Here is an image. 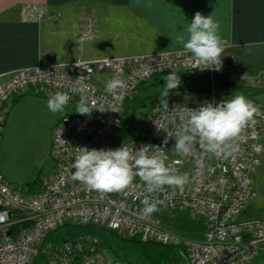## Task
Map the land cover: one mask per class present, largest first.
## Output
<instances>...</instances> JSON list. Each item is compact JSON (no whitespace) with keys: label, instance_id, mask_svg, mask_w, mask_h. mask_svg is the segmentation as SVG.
I'll use <instances>...</instances> for the list:
<instances>
[{"label":"built area","instance_id":"obj_1","mask_svg":"<svg viewBox=\"0 0 264 264\" xmlns=\"http://www.w3.org/2000/svg\"><path fill=\"white\" fill-rule=\"evenodd\" d=\"M33 9L43 8L27 5L22 9L23 18L39 20L43 16L44 9L42 15ZM195 67L190 53L171 50L76 59L7 73L0 83V135L12 99L30 89L49 97L57 91L67 92L72 97L68 104L72 110L62 114L51 128L55 167L36 190L23 191L0 173V264H33L40 253L46 255V264H129L104 250L90 235H78L50 250L43 247L46 236L65 224L92 225L122 238L171 246L179 257L174 264H251L264 254V218H242L255 196L250 173L262 151L264 104L251 100L258 111L236 138L239 150L227 159L211 156L199 144L190 154L176 155L172 150L175 138L168 135L174 134L179 122L164 111L163 100L152 107L136 135L125 132L131 138L123 139L124 103L157 75L203 71L208 80L204 99H168L169 113L177 104L196 108L205 101L230 98L215 89L217 71ZM105 72L107 75L99 80L98 74ZM79 76L89 85V101L103 103L105 112L94 111L90 116L76 113L79 95L75 81ZM114 77L126 82L122 96L105 91L106 83ZM230 77L244 78L232 73ZM124 144L130 149L159 146L168 156L167 164L189 174V183L183 188L166 187L155 195L159 210L149 218L140 214L147 193L139 177L125 192L106 194L73 178L78 148L107 150ZM172 211L199 219L201 238H190L165 226L163 213Z\"/></svg>","mask_w":264,"mask_h":264},{"label":"crops","instance_id":"obj_2","mask_svg":"<svg viewBox=\"0 0 264 264\" xmlns=\"http://www.w3.org/2000/svg\"><path fill=\"white\" fill-rule=\"evenodd\" d=\"M27 5L43 8V16L39 20L23 18L22 9ZM197 11L205 17L213 14L219 22L220 35L230 43L225 50L264 46V0H0V83L8 72L22 67L183 50L176 38L183 34L184 25L191 22ZM257 54L253 52L252 57ZM261 68L264 70V62ZM106 75L99 73V80ZM205 80L208 88L206 77ZM182 91L184 98L206 97V92ZM49 98L36 89L14 97L0 138L7 126L21 122L30 130L44 127L51 136L56 120L72 107L67 105L63 113H52L47 108ZM135 100L136 97L132 99ZM263 143L264 135L261 153ZM258 164L250 173L253 187ZM243 216L264 218L256 191ZM260 259L264 256L252 264Z\"/></svg>","mask_w":264,"mask_h":264},{"label":"clouds","instance_id":"obj_3","mask_svg":"<svg viewBox=\"0 0 264 264\" xmlns=\"http://www.w3.org/2000/svg\"><path fill=\"white\" fill-rule=\"evenodd\" d=\"M32 11L43 14V9ZM182 33L175 42L182 46L185 53L191 54L196 64L194 69H222L223 53L230 43L220 35V25L213 14L205 17L197 11L191 22H186ZM75 83V91L79 95L76 113L90 116L94 111L105 112L103 103L89 101V85L84 76L76 78ZM248 85L255 86V80L250 78ZM180 86V75L170 72L164 77L161 92L164 111L179 122L174 134L168 135L175 138L174 153L178 156L190 154L197 144L217 159H227L237 152L239 146L236 138L253 121L258 111L254 102L243 94H235L219 102L205 101L196 108L177 104L169 113V93ZM126 87L123 79L114 77L106 83L105 91L113 96H122ZM71 99L67 92L57 91L47 100V108L52 113H63ZM78 149L73 178L89 189L102 194L123 193L136 177L144 182L147 195L140 211L143 218H149L159 210V201L154 198L157 193L163 192L166 187L183 188L189 183V174L180 173L167 164L168 156L159 146L144 145L139 149H130L124 144L107 150Z\"/></svg>","mask_w":264,"mask_h":264},{"label":"rangeland","instance_id":"obj_4","mask_svg":"<svg viewBox=\"0 0 264 264\" xmlns=\"http://www.w3.org/2000/svg\"><path fill=\"white\" fill-rule=\"evenodd\" d=\"M256 51L259 54L256 57H252V53ZM263 52V45L224 51L222 69L217 71L216 74L233 84L251 89L248 91L250 94H247L245 91L227 88L225 92L226 96L231 97L235 94H243L246 98H252L257 103L264 104V70L261 68L264 62ZM257 57L258 59H256ZM231 73L239 74L244 78H231ZM189 74L187 76V83L190 87L197 89L207 88L206 75L203 71ZM250 78L255 80V86L248 85ZM144 84L135 93L136 96L134 95V97H136V100L132 101L134 97L129 99L127 105L122 110V123L125 132L132 135L137 134L152 107L164 99L162 95H158L157 85L148 87L146 86L147 83ZM182 90L178 89L173 93L170 92L167 99H184ZM54 167L55 161L51 155V136L47 129L37 127L35 130H30L28 125L23 122L7 126L3 137L0 138V173L10 180L12 185L21 188L23 191L36 190L39 183L47 179L52 173ZM254 178V190L257 193V201L259 206L264 209V143L263 152L261 153ZM163 222L165 226H168L175 232L190 238L199 239L201 221L186 212L172 211L163 213ZM78 235L96 237L101 245V241L108 240L113 249L117 251L113 252L112 248H107L103 245L102 248L114 256L119 251L118 249L121 244L119 239H126L114 232L92 225L65 224L51 231L46 236L43 247L50 250L51 247L58 246ZM125 245L129 247L128 244ZM125 249L128 250L129 248ZM119 253L122 255L121 251ZM263 256L264 254L259 257ZM124 261L133 262V258L125 257ZM46 262V255L40 253L35 258L33 264H46ZM257 264H264V259L258 260Z\"/></svg>","mask_w":264,"mask_h":264},{"label":"trees","instance_id":"obj_5","mask_svg":"<svg viewBox=\"0 0 264 264\" xmlns=\"http://www.w3.org/2000/svg\"><path fill=\"white\" fill-rule=\"evenodd\" d=\"M189 73L192 72H181V71L176 72L177 75H180V79H181V86L178 89H185L187 91H195V92H206V89H197L190 87L188 85L187 76L190 75ZM168 74L169 73H165L155 76L150 81V83L146 84V86L150 87L157 85L158 95L159 94L161 95L162 89L164 87V77ZM216 79L217 81L221 82L228 88H233L245 92L251 90L250 88L233 84L228 80L219 77L218 75H216ZM178 89H174V90H178ZM127 102L128 100L124 103L123 108L127 105ZM123 132H124L123 135L124 140L131 138V136L125 133V129H123ZM119 240L121 244L118 250L121 251L122 255L118 251V254H115V256L123 260L125 257H132L133 262L127 261L131 264H174L179 260L176 249L171 246H166L155 242H141L137 238H126V239L120 238ZM101 242L103 246H106L107 248H112L113 252L117 251L116 249H113V247L109 244L108 240H103ZM125 244H128L129 247H127ZM125 248H129V249L126 250Z\"/></svg>","mask_w":264,"mask_h":264},{"label":"water","instance_id":"obj_6","mask_svg":"<svg viewBox=\"0 0 264 264\" xmlns=\"http://www.w3.org/2000/svg\"><path fill=\"white\" fill-rule=\"evenodd\" d=\"M215 89H216V91H218V92H225L226 91V87L222 84V83H220V82H217L216 84H215ZM10 234V232H8V235Z\"/></svg>","mask_w":264,"mask_h":264}]
</instances>
